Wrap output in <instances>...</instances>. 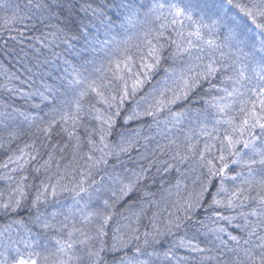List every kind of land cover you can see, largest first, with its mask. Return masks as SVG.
<instances>
[{
    "label": "trees",
    "instance_id": "1",
    "mask_svg": "<svg viewBox=\"0 0 264 264\" xmlns=\"http://www.w3.org/2000/svg\"><path fill=\"white\" fill-rule=\"evenodd\" d=\"M0 264H264V0H0Z\"/></svg>",
    "mask_w": 264,
    "mask_h": 264
}]
</instances>
